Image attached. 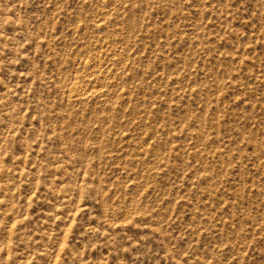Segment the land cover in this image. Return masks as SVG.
<instances>
[{"label":"rangeland","instance_id":"374dc122","mask_svg":"<svg viewBox=\"0 0 264 264\" xmlns=\"http://www.w3.org/2000/svg\"><path fill=\"white\" fill-rule=\"evenodd\" d=\"M0 264H264V0H0Z\"/></svg>","mask_w":264,"mask_h":264}]
</instances>
